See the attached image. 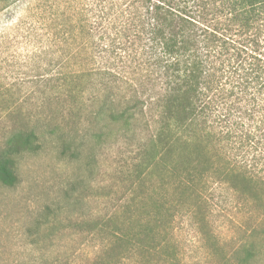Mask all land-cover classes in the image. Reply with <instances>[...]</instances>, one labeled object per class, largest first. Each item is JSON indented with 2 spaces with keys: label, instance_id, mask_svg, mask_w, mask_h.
Listing matches in <instances>:
<instances>
[{
  "label": "trees",
  "instance_id": "1",
  "mask_svg": "<svg viewBox=\"0 0 264 264\" xmlns=\"http://www.w3.org/2000/svg\"><path fill=\"white\" fill-rule=\"evenodd\" d=\"M64 1L49 36L50 103L87 117L73 133L54 116L4 127L0 183L15 185L20 157L48 137L77 158L141 125L123 206L146 181L157 227V210L198 211L216 191L264 203V0Z\"/></svg>",
  "mask_w": 264,
  "mask_h": 264
},
{
  "label": "rangeland",
  "instance_id": "2",
  "mask_svg": "<svg viewBox=\"0 0 264 264\" xmlns=\"http://www.w3.org/2000/svg\"><path fill=\"white\" fill-rule=\"evenodd\" d=\"M66 3L0 0V136L12 125L44 127L53 116L73 133L74 120L87 117L50 103L49 36L70 12ZM134 133L77 158L60 155L49 137L23 154L18 182L0 183V264H264V223L256 222L264 203L245 202L244 194L228 204L229 195L216 191V204L198 211L157 210L159 227L148 218L155 214L149 181L123 206L147 130Z\"/></svg>",
  "mask_w": 264,
  "mask_h": 264
}]
</instances>
